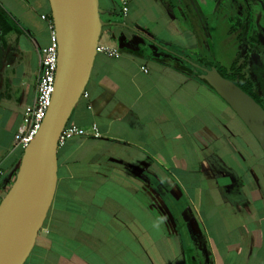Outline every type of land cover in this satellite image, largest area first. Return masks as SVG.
Listing matches in <instances>:
<instances>
[{
    "label": "crops",
    "instance_id": "crops-1",
    "mask_svg": "<svg viewBox=\"0 0 264 264\" xmlns=\"http://www.w3.org/2000/svg\"><path fill=\"white\" fill-rule=\"evenodd\" d=\"M110 1L105 21L135 30L101 31L120 55L96 52L88 95L68 118L88 133L95 123L100 135H75L57 147L53 196L23 264H264L258 142L205 80L159 59L171 54L162 46L184 56L204 48L199 20L214 26L221 0H127L125 13ZM233 2L223 17L244 43L247 59L239 63L252 82L256 53L264 66V0ZM46 4L0 0L20 27L21 19L32 27L36 56L50 42L40 17L50 14ZM13 50L3 52L0 43V199L21 156L13 135L38 74L24 63L20 43Z\"/></svg>",
    "mask_w": 264,
    "mask_h": 264
},
{
    "label": "water",
    "instance_id": "water-1",
    "mask_svg": "<svg viewBox=\"0 0 264 264\" xmlns=\"http://www.w3.org/2000/svg\"><path fill=\"white\" fill-rule=\"evenodd\" d=\"M48 3L57 42L53 91L40 127L23 149L12 183L0 199V264H23L34 245L55 188L59 134L85 88L102 28L114 23L101 18L99 0ZM162 48L201 70L199 76L232 108L264 154V107L215 65L203 66Z\"/></svg>",
    "mask_w": 264,
    "mask_h": 264
},
{
    "label": "rangeland",
    "instance_id": "rangeland-1",
    "mask_svg": "<svg viewBox=\"0 0 264 264\" xmlns=\"http://www.w3.org/2000/svg\"><path fill=\"white\" fill-rule=\"evenodd\" d=\"M229 1V2H228ZM118 0L116 2L113 0V4L119 5ZM230 3L232 5V9L226 8V5ZM237 3L243 4L242 0H237ZM112 4L110 0H99V12L100 16L103 20H106L108 18V14L106 12V9L104 7H109V5ZM236 7L234 5L233 0H221L219 9L217 8L216 13L212 17L215 21L213 23L214 26L208 25L206 22V17L204 18L202 16L201 21L203 24H201L200 20L199 23L201 25L202 31H203V38L205 41L204 48L197 49V50H186L185 53L192 56L193 59H204L208 61L209 63H212L214 65L217 64V66L226 67L230 65V63L233 61V59L237 56V54H242V62H246V56H243L244 54V48H243V42L242 41H236L234 40V36L231 35L228 32L229 25L226 22L225 17H223V14L225 15H231L233 13V8ZM44 10L48 11V5L46 4L44 6ZM216 9V8H215ZM16 16V14H14ZM28 16L31 18V20L34 22L35 20V14L34 12H29ZM120 16V15H119ZM19 18L18 16L16 17ZM38 18V17H37ZM21 19V18H19ZM39 19V18H38ZM211 19V18H210ZM44 20V19H43ZM238 18H235V26H237ZM45 21V20H44ZM21 27L24 28L23 30L25 33H22L21 36L18 37V35L14 32H6L3 34H0V43L2 46L3 52L11 53L14 50V47L17 46V43L23 47L24 52L22 53L24 63H28L30 65V68L33 66L36 69V74L38 73V56H36L35 52V45L30 42L29 36L32 34V27L23 19L21 21L19 20ZM209 27V28H208ZM236 28V27H235ZM104 30V29H103ZM27 36V37H26ZM33 37L39 42L43 40L41 39V33L39 32H33ZM101 43L109 44L108 40H104L103 36L101 34L100 37ZM11 47L12 50L9 52V48ZM193 54V55H191ZM257 59L252 62L251 70L253 72H250V76L254 79L252 81L253 90L260 96L261 102L264 106V90L259 84V80L262 78V71H263V65L261 63V60L258 56V53H256ZM243 64V63H242ZM33 67L31 69V72L33 70ZM244 71V69H243ZM246 73V72H245ZM30 77H33V75L30 73ZM71 118L68 120V123L71 122ZM232 126L235 127L238 131L239 129H243L242 126L239 124L237 127L235 126L234 122H232ZM15 174V172H14ZM14 176V175H13ZM12 182H10L11 184ZM264 186V182L262 183ZM7 190V189H6ZM6 190H3V195L5 194ZM3 197V196H2Z\"/></svg>",
    "mask_w": 264,
    "mask_h": 264
},
{
    "label": "built area",
    "instance_id": "built-area-1",
    "mask_svg": "<svg viewBox=\"0 0 264 264\" xmlns=\"http://www.w3.org/2000/svg\"><path fill=\"white\" fill-rule=\"evenodd\" d=\"M118 1L121 6V11L125 13L127 10V0ZM40 17L47 22L50 32V42L48 45L38 49L37 51L38 74L34 97L29 104L24 106L20 123L18 124L13 135L12 147L13 149L21 151V153L36 134L46 113L47 107L49 106L56 71L57 42L53 21L45 14H41ZM97 51L113 57H118L120 55V51L116 46L100 43L99 41L96 46V52ZM81 95L83 97H87L88 94L83 90ZM88 108H90V105H88ZM83 134H91L93 136L100 135L95 123L91 124L90 132L88 133L84 128L67 122L59 134L58 146L62 145L68 138L72 136ZM4 177L5 173L0 167V182Z\"/></svg>",
    "mask_w": 264,
    "mask_h": 264
},
{
    "label": "trees",
    "instance_id": "trees-1",
    "mask_svg": "<svg viewBox=\"0 0 264 264\" xmlns=\"http://www.w3.org/2000/svg\"><path fill=\"white\" fill-rule=\"evenodd\" d=\"M48 17L51 18V15L48 14ZM112 27H114V28L120 27L121 29H124V27H122V25L115 24V23L114 24L109 23V24L103 26L102 30L105 28H112ZM21 31H22V28L20 27L17 20H15L13 17H11L5 11V9L0 6V34L6 33V32L7 33L8 32H14L16 34H19V33H21ZM123 41L125 42V44H127V47L130 48V46H131L130 42L127 39H124ZM186 57L190 58L191 60H194L195 62H197L198 64L203 65V66H209L210 64H212V63H209L208 61H206L204 59H193L192 56H190L189 54H186ZM159 59L171 64L174 67L185 70V71H187V72H189L195 76L200 77L199 74L201 73V70H199L196 67L191 66V64H189L188 62L182 60L181 58H179L173 54H167V56H164L163 58L161 57ZM239 60H240V55L237 54V56L233 59L231 65L228 68H226V67L224 68V67L217 66V65H215V66L217 67V69L220 71V73L222 75H224L225 77L234 81L243 90H245L247 93H249L251 96H253L259 103L262 104L260 96L253 90L252 83L245 76V73L243 71V64L239 63ZM262 67L264 69V66H262ZM259 81H260L259 84L263 86V90H264V76H262V78ZM12 179H13V177L11 178V181H12ZM210 262L212 263L211 257H210Z\"/></svg>",
    "mask_w": 264,
    "mask_h": 264
},
{
    "label": "flooded vegetation",
    "instance_id": "flooded-vegetation-1",
    "mask_svg": "<svg viewBox=\"0 0 264 264\" xmlns=\"http://www.w3.org/2000/svg\"><path fill=\"white\" fill-rule=\"evenodd\" d=\"M239 55V54H238ZM240 56H242V54L240 55ZM248 79V78H247ZM249 80V79H248ZM250 81V80H249ZM251 82V81H250ZM252 83V82H251ZM261 104V103H260ZM262 105V104H261ZM263 106V105H262ZM264 107V106H263Z\"/></svg>",
    "mask_w": 264,
    "mask_h": 264
}]
</instances>
